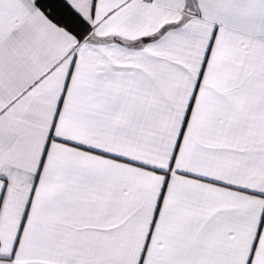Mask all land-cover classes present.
Instances as JSON below:
<instances>
[{"label": "snow or ice", "instance_id": "obj_1", "mask_svg": "<svg viewBox=\"0 0 264 264\" xmlns=\"http://www.w3.org/2000/svg\"><path fill=\"white\" fill-rule=\"evenodd\" d=\"M0 264H264V0H0Z\"/></svg>", "mask_w": 264, "mask_h": 264}]
</instances>
